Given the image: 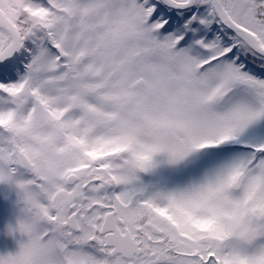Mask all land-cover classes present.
I'll return each mask as SVG.
<instances>
[{"label":"snow or ice","instance_id":"6c2138e0","mask_svg":"<svg viewBox=\"0 0 264 264\" xmlns=\"http://www.w3.org/2000/svg\"><path fill=\"white\" fill-rule=\"evenodd\" d=\"M0 264H264V0H0Z\"/></svg>","mask_w":264,"mask_h":264},{"label":"flooded vegetation","instance_id":"af4514ba","mask_svg":"<svg viewBox=\"0 0 264 264\" xmlns=\"http://www.w3.org/2000/svg\"><path fill=\"white\" fill-rule=\"evenodd\" d=\"M8 218H5V211H0V256L16 255L19 251V245L27 242V237L21 236L18 232L13 235L8 234V228H15L17 223V213L15 211L6 212ZM5 236L7 239H2Z\"/></svg>","mask_w":264,"mask_h":264},{"label":"rangeland","instance_id":"374dc122","mask_svg":"<svg viewBox=\"0 0 264 264\" xmlns=\"http://www.w3.org/2000/svg\"><path fill=\"white\" fill-rule=\"evenodd\" d=\"M4 187V185H0V188H3ZM8 210H5V215H6V217L5 218H8V216H7V214H6V212H7ZM9 220H10V218H8Z\"/></svg>","mask_w":264,"mask_h":264}]
</instances>
